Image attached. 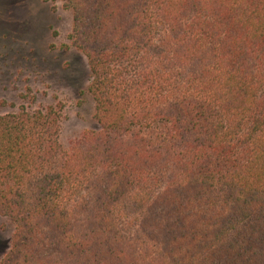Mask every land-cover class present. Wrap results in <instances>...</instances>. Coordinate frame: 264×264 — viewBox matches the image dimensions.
<instances>
[{"label": "trees", "instance_id": "obj_1", "mask_svg": "<svg viewBox=\"0 0 264 264\" xmlns=\"http://www.w3.org/2000/svg\"><path fill=\"white\" fill-rule=\"evenodd\" d=\"M98 129L0 115V264H264V0H62Z\"/></svg>", "mask_w": 264, "mask_h": 264}, {"label": "rangeland", "instance_id": "obj_2", "mask_svg": "<svg viewBox=\"0 0 264 264\" xmlns=\"http://www.w3.org/2000/svg\"><path fill=\"white\" fill-rule=\"evenodd\" d=\"M73 12L62 0H0V115L57 106L60 140L68 150L98 129L87 57L72 43ZM15 224L0 214V259Z\"/></svg>", "mask_w": 264, "mask_h": 264}]
</instances>
